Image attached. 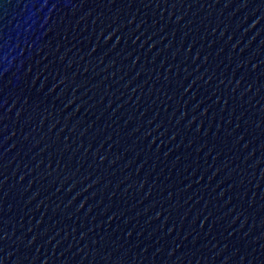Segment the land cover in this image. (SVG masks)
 I'll return each mask as SVG.
<instances>
[{"label": "water", "instance_id": "1", "mask_svg": "<svg viewBox=\"0 0 264 264\" xmlns=\"http://www.w3.org/2000/svg\"><path fill=\"white\" fill-rule=\"evenodd\" d=\"M0 264H264V0H0Z\"/></svg>", "mask_w": 264, "mask_h": 264}]
</instances>
